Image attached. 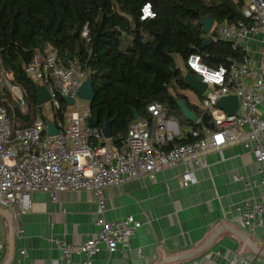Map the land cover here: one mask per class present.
<instances>
[{
	"label": "built area",
	"instance_id": "built-area-1",
	"mask_svg": "<svg viewBox=\"0 0 264 264\" xmlns=\"http://www.w3.org/2000/svg\"><path fill=\"white\" fill-rule=\"evenodd\" d=\"M244 1L243 20L215 23L212 28H216L218 38L243 50L252 34L264 30V0ZM155 17L153 6L144 4L141 20ZM84 36L89 40L87 31ZM182 69H188L207 84L201 108L211 113L216 125V129L206 130L201 139L192 143L170 145L177 138L176 134L170 128L164 105L154 101L147 106L149 117H140L130 124L129 134L121 146L107 144L101 130L88 124L89 109L82 108L77 95L90 77L89 72L78 60L66 65L51 47L37 50L33 61L25 68L27 76L51 94V100L38 105L33 123L28 127L14 126L0 102V207L10 208L20 220L21 215L32 208V195L38 192L49 194L55 202L63 192L85 189L92 192L98 202L100 217L96 224L100 230L80 244L59 243L62 252L59 264H92L102 244L110 253L120 246L130 247L131 237L142 226V221L133 215L107 221L103 197L106 187L144 177L154 182L158 172L182 162L205 166L204 156L209 149H220L238 140L251 147L255 159L264 163V119L259 113L264 101V58L258 64L245 52L228 67L212 68L201 54L194 53L183 61ZM13 80V73L3 70L0 86L6 83L13 100L25 109L26 94ZM230 94L237 95L240 101L235 114L216 106L220 98ZM59 97L74 99L62 119L56 116ZM48 122L55 123L57 134L49 133ZM262 172L259 182L264 185V170ZM180 179L184 186L196 182L188 168ZM235 180L243 181L250 188L258 183L254 178L241 175H236ZM263 215L264 201L247 202L244 208H237L241 223L252 229L264 223ZM2 248L0 241V251ZM21 253L29 255L26 249ZM75 254L83 255L84 259L74 261ZM204 264H211V260ZM232 264H253V261L235 257Z\"/></svg>",
	"mask_w": 264,
	"mask_h": 264
},
{
	"label": "trees",
	"instance_id": "trees-1",
	"mask_svg": "<svg viewBox=\"0 0 264 264\" xmlns=\"http://www.w3.org/2000/svg\"><path fill=\"white\" fill-rule=\"evenodd\" d=\"M146 3L156 17L141 20ZM244 6V0H0V76L3 70L13 73V83L26 94V108L13 101L9 90L4 98L0 95V102L14 126L33 123L39 110L37 85L25 68L37 50L51 47L66 65L78 60L89 72L95 90L89 113L98 115L100 130L107 118L112 120L116 147L126 140L135 113L149 117L147 106L154 101L164 105L167 117L187 121L197 132L175 138L170 145L195 142L216 125L211 113L185 94L184 75L189 70L178 66L176 56L185 61L198 53L212 68L240 59L245 51L218 38L216 28L206 34L203 18H214L216 24L237 22L244 19ZM210 36L215 41L206 45ZM179 102L186 103L198 120L189 122ZM59 103L56 116L62 119L68 103L63 97Z\"/></svg>",
	"mask_w": 264,
	"mask_h": 264
},
{
	"label": "crops",
	"instance_id": "crops-1",
	"mask_svg": "<svg viewBox=\"0 0 264 264\" xmlns=\"http://www.w3.org/2000/svg\"><path fill=\"white\" fill-rule=\"evenodd\" d=\"M244 51L259 64L264 58V30L251 35ZM177 59L183 62L181 57ZM184 92L201 108V95L191 88ZM82 108L89 109V105ZM259 113L264 119V101ZM169 120L178 139L192 130L187 121ZM106 140L115 146L112 138ZM262 141L264 144V136ZM204 160L205 166L182 162L166 168L157 173L154 182L144 177L104 188L106 220L133 215L142 226L131 237L129 248L120 246L110 253L102 244L92 264H204L208 260L232 264L235 257L264 264V255L250 246L264 251V223L252 229L237 217V208H244L247 202L264 201V185L259 182L264 163L255 159L242 140L209 149ZM185 168L196 178L187 186L180 179ZM236 175L258 183L250 188L235 180ZM99 217L98 202L85 189L63 192L55 202L47 193H34L32 208L20 220L10 208L0 207V264H59L62 252L58 244H80L95 236L100 230ZM22 249L29 255H23ZM83 259V255L73 256L76 262Z\"/></svg>",
	"mask_w": 264,
	"mask_h": 264
},
{
	"label": "water",
	"instance_id": "water-1",
	"mask_svg": "<svg viewBox=\"0 0 264 264\" xmlns=\"http://www.w3.org/2000/svg\"><path fill=\"white\" fill-rule=\"evenodd\" d=\"M214 24H215L214 18L204 17L203 18L204 32L206 34H210ZM214 41H215V39L212 36H210L207 40H205L204 43L206 45H208V44L213 43ZM70 60H71V56L69 55L67 57V61H70ZM184 82L188 88L193 89L199 95H203L207 89V84L204 83L194 73L189 72V71L186 72L184 75ZM77 95L81 100H84V101L88 102L89 104L94 100L95 90L93 87V82H92L90 77L79 88ZM49 100H51V94H50L49 90L44 86L37 85V102H38V105H43L46 102H48ZM65 100L67 101L68 105H70V106H72L74 104V99L67 97V98H65ZM239 103H240V101H239L238 96L234 95V94H230V95H227V96L220 98L217 101L216 106L218 108L223 109L228 114H235L239 109ZM179 104H180L181 112L183 113V115L185 116V118L189 122H195L198 120V115L194 111H192L186 103L179 102ZM139 118H140V116L137 113H135L134 120H137ZM87 121H88V124L90 126L97 127L99 124V117H98V115L95 117L90 115L88 117ZM48 130H49V133L51 135L58 133V129H57L55 123H53V122H48ZM101 132L106 139L112 138V135H113L112 134V120L107 118L104 127L101 129ZM236 234H238L240 237H242L243 239L246 240V238L242 234H240L238 232ZM250 246L256 253L264 255V251H261L259 248H257L256 246H254L251 243H250Z\"/></svg>",
	"mask_w": 264,
	"mask_h": 264
},
{
	"label": "rangeland",
	"instance_id": "rangeland-1",
	"mask_svg": "<svg viewBox=\"0 0 264 264\" xmlns=\"http://www.w3.org/2000/svg\"><path fill=\"white\" fill-rule=\"evenodd\" d=\"M215 25H217V24H215ZM177 63H180V64H181V68H182V66H183V62H181L180 59H177ZM6 90H9V91H10L9 87L7 86V84L4 83L2 86H0V95L2 96L1 98H4V97H5V96H3V95H5ZM10 92H11V91H10ZM13 101H14V100H13ZM14 102H15V101H14ZM80 103H81V104H87V102L84 101V100H80ZM175 119H176V118H175ZM178 121H179V120H178ZM179 123H180V121H179Z\"/></svg>",
	"mask_w": 264,
	"mask_h": 264
},
{
	"label": "snow or ice",
	"instance_id": "snow-or-ice-1",
	"mask_svg": "<svg viewBox=\"0 0 264 264\" xmlns=\"http://www.w3.org/2000/svg\"><path fill=\"white\" fill-rule=\"evenodd\" d=\"M219 139V138H218Z\"/></svg>",
	"mask_w": 264,
	"mask_h": 264
}]
</instances>
